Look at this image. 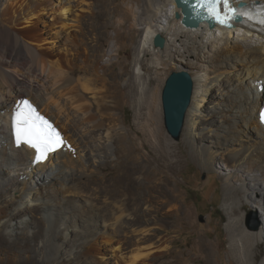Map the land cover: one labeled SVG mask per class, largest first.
Returning a JSON list of instances; mask_svg holds the SVG:
<instances>
[{
	"label": "bare ground",
	"instance_id": "1",
	"mask_svg": "<svg viewBox=\"0 0 264 264\" xmlns=\"http://www.w3.org/2000/svg\"><path fill=\"white\" fill-rule=\"evenodd\" d=\"M144 1L142 41L130 60V56L120 58L121 48L130 44L117 33L112 37L116 42L113 52L103 51V39L108 35L105 38L94 19L100 11L91 0H0V116L4 120L0 131V251L4 254L17 249L33 253L25 264L32 262L34 254L39 256V264H64L61 252L64 260L85 256L87 262L96 259L95 264H197L174 248L177 240L170 236L178 222L188 224L192 212L178 205L180 194L171 190V181L179 185L172 172L180 161L179 146L168 139L161 125L160 105L149 92L147 73L160 74L165 68L158 56L161 49L154 44L157 34H166V48L172 38L179 40L192 58L179 62L193 69L195 85L186 115L185 142L204 167L211 169L221 157L234 169L225 181L224 194L225 205L234 214L244 209V197H257L264 205V182L259 181L264 180V124L259 120L264 102V33L248 25L236 26L234 20L232 27L219 23L210 27L208 21L187 26L176 0ZM47 16L52 21L45 20ZM123 24L112 26L119 33ZM42 25L53 27L50 31ZM256 35L260 42L254 45L249 40ZM208 36L213 38L211 42L204 40ZM49 38L51 43L63 42L59 52ZM207 46L213 54L203 52ZM170 51L171 58L177 59V49ZM80 55L83 62L79 63ZM197 57L220 69L202 68ZM229 60L234 64V80L212 101L223 117L217 124L213 109L203 113L208 109V88L227 80L224 68L229 67ZM179 67L170 66L172 70ZM123 85L129 87L136 104L142 147L147 149L150 143L157 151L153 159L149 152L136 154L141 148L116 110L115 96ZM22 97L31 98L55 121L71 149L63 147L48 160L35 163L34 150L25 144L16 146L10 115ZM241 136L247 137L246 144L241 143ZM110 167L111 172L107 171ZM100 172L99 177L94 176ZM252 172L257 176L252 178L255 185L233 184V180L250 178ZM84 206L95 217H103L102 221L89 219ZM31 209L38 220L29 217ZM228 227L233 256L239 264H252L255 248L264 242V224L246 228L238 216L231 218ZM72 236V247L65 249L63 242ZM100 236L103 242L117 243L115 263L110 256L106 258L108 250ZM199 243L207 259L214 256L213 244L202 239ZM129 246L134 247L133 253L126 256ZM161 258L165 260L159 262ZM206 264H210L208 260Z\"/></svg>",
	"mask_w": 264,
	"mask_h": 264
},
{
	"label": "rangeland",
	"instance_id": "2",
	"mask_svg": "<svg viewBox=\"0 0 264 264\" xmlns=\"http://www.w3.org/2000/svg\"><path fill=\"white\" fill-rule=\"evenodd\" d=\"M67 3L70 0H65ZM94 5L96 6L98 15L94 18L95 21L99 24L100 29L104 32L105 38L108 35V38L106 40L103 39L104 45H103V51H106L108 54L113 52V47L115 46L116 42L112 38L117 34L121 36L123 41H127L130 45L126 48L122 47L120 51V58H123L125 56H130V60H133L134 57V51L135 47H138L140 42L142 41L143 31L145 27L144 18L145 15L143 13V7L145 5L144 0H91ZM73 4L75 3L72 1ZM110 12H108V11ZM112 12V14H111ZM87 13V12H86ZM109 13V14H108ZM108 15H111L110 18ZM112 17V18H111ZM47 21H52L48 16L45 18ZM121 20V21H120ZM162 20V19H159ZM119 21V22H118ZM123 22V26L120 29L121 31H118L113 28L112 24L117 25L118 23ZM107 26V28L104 26ZM42 28L49 29L51 31V28L53 26H41ZM60 26H57V28ZM125 28V29H124ZM60 29V28H58ZM53 32V31H52ZM68 33V32H67ZM218 35L221 37V33ZM125 34L128 35V39H126ZM165 33L163 36L165 37ZM171 36V35H169ZM110 37V39H109ZM36 41H38V37H35ZM211 36L205 37V41L211 42L213 38L211 39ZM235 39H237V33L235 34ZM239 41H242L239 37ZM171 45L168 46V48H157L161 49L158 52V56L160 57L161 61L164 62L165 68H161L159 70L160 74H157L153 71L147 73L150 77L149 81V92L155 96L157 99V103L159 106V110L161 111V125L170 140V142L175 146H179L177 150L179 151V164L177 168L173 169V175L176 177L175 180L171 181V190H173L176 194H180V199L177 201L181 205L182 208H185V212H192V215L188 217V224L186 225V222H178L175 226V231L170 233V236L175 238L177 241L174 244V248L176 250H181L184 252L186 256V260L195 261L197 264H206V260L210 264H239L237 259L233 256L231 248H230V228L228 227V222L231 220V218H237L238 216L242 217V224L246 228L250 229H256L261 226V224H264V205L262 204L263 201L259 198H255L253 200H248L247 197L245 198V207L240 213L234 214L228 207L225 205V181L228 180V177L232 174H234V169L231 167H227L226 162L224 159L219 157L215 163L213 164V167L211 169H208L204 167V164L202 160L196 155L192 150L189 148V145L185 142L184 134L186 132V122H187V116L185 119L183 131L181 133L180 138L177 140L173 138L170 133L168 132L165 122H164V111H163V105H162V90L166 81V78L172 71L170 66L175 63L177 66H181L187 68L188 66L185 64L180 65V60L182 62L183 60L192 59L188 57L187 49L180 43L179 40H171ZM251 43L258 44L260 42V38L258 35H256L253 38H250L249 40ZM48 42L49 44L56 50V52L60 51V46L62 45L61 42H52L49 38ZM221 43H224L225 41L221 39ZM57 44V45H56ZM56 45V46H55ZM173 48L174 50L177 49L176 55L178 58H171V51L170 49ZM208 52L210 54H213V51L211 50L210 46H207L204 48L203 52ZM208 55V54H207ZM78 57L79 63L82 61L83 58ZM150 56H146V58H149ZM108 56H105V59H107ZM199 62L198 65L203 67H206L209 69V71H217L218 66H212L215 64L207 63L206 61L200 60V57L196 58ZM224 60V59H223ZM227 64L229 67L224 68L227 72V80H224L223 83H217L215 86L211 85V87L208 88L209 95H208V102L207 107L208 109L204 111L203 114H209L208 110L213 109V113L215 114L217 124L221 123L223 117L218 113L221 111V108H218L215 106V104L212 102L215 99H218L216 95H219V91L226 90L228 87L229 80H234L233 75L231 74L232 71L235 70V68L232 67L233 62ZM185 65V66H184ZM191 73L193 72V69L188 67ZM187 68V69H188ZM127 76V75H125ZM161 77V78H160ZM124 78V77H123ZM160 78V79H159ZM120 82H124L123 79H120ZM195 87V85H194ZM194 94V91H193ZM116 104L118 105L117 111L119 114L124 116L125 118V129L128 130L131 135L133 136L134 143L137 147H140L141 149L136 152L137 155L139 154H147L149 152L150 157L153 159L154 155L156 154V149L150 144H147V149L142 147V138L139 131V122L140 119L137 118L136 114V104L134 102V99L132 95L130 94L129 87L128 86H122L120 87V90L116 93ZM14 102V101H13ZM12 102V103H13ZM11 108V105H10ZM215 110V111H214ZM212 112V111H211ZM59 119L62 122H65V117L62 115H58ZM138 119V120H137ZM64 133V132H63ZM65 134V133H64ZM243 137L241 140V143H244L245 139L247 137ZM245 138V139H244ZM247 142H245L246 144ZM84 144V143H83ZM203 144V143H202ZM196 146H200V142L198 143L196 141ZM139 152V153H138ZM112 167V166H111ZM110 167V168H111ZM110 170V171H109ZM113 169H108L107 171L111 172ZM256 172L249 173L250 178L246 180L243 179H237L238 176H234L235 179H237V182L233 180L234 185H246V182H249V184L255 185L254 180L252 178H255ZM100 173H95V177H99ZM140 176V175H138ZM260 182H264V180H259ZM242 182V183H240ZM264 184V183H263ZM106 189V188H105ZM109 189V188H108ZM106 191V190H105ZM108 195H112V191H106ZM104 192V194L106 193ZM110 192V193H109ZM250 192V191H249ZM83 202V201H82ZM81 203V202H80ZM84 203V202H83ZM83 205V204H82ZM87 205V204H86ZM89 206V205H88ZM85 214L90 217L89 219H92L93 221H99L102 218L95 217L92 211L84 206ZM93 209V208H92ZM97 209V207H96ZM94 209V210H96ZM88 212V213H86ZM34 213V214H33ZM92 213V214H91ZM90 214V215H89ZM29 217L34 220H38L39 215L31 209V212L28 213ZM34 215V216H33ZM95 217V218H94ZM20 220V217H18ZM17 219V220H18ZM102 221V220H101ZM252 225H257V227H254ZM33 229L35 231V228H31V232H33ZM197 229L198 232H194V230ZM62 238V236H61ZM75 237L72 236L68 241L63 242L65 249H69L72 247V239ZM99 241L107 247V253H105L106 258L110 256L113 258L112 263L117 261L118 256V249L116 248L117 243L114 242L112 244L103 242L105 241L103 237H98ZM103 238V239H101ZM204 240L206 243L213 244L215 252H213L214 256L211 255L208 259L206 258L205 254L202 253V247L199 243V240ZM94 242V241H93ZM91 242V244H93ZM107 244V245H106ZM111 245V246H110ZM113 246V247H112ZM110 247V248H109ZM132 246H129L125 249L124 255L129 256L133 253ZM114 250V251H113ZM117 250V252H116ZM15 253H6L0 251V264H14L15 261H18L20 263L18 264H25V259L28 256L33 255V253H26L23 251V249H17L15 250ZM113 251V252H112ZM35 253V252H34ZM96 253V252H95ZM61 259L62 263L64 264H95L96 259H93L91 261H86L85 256L80 260L77 258L74 259H63L64 252H61ZM200 254V256H199ZM115 255V256H114ZM35 258L31 261H28L29 264H39V256L34 254ZM213 256V258H211ZM255 259L253 260L252 264H263L264 260V242L262 244H259L255 248L254 252ZM211 258V259H210ZM78 261H77V260ZM40 260V259H39ZM71 260V261H70ZM165 260L164 258H161L159 262ZM93 261V262H92ZM53 262V261H51ZM75 262V263H74ZM81 262V263H80ZM58 264V263H56ZM97 264V263H96ZM122 264V263H120Z\"/></svg>",
	"mask_w": 264,
	"mask_h": 264
},
{
	"label": "snow or ice",
	"instance_id": "3",
	"mask_svg": "<svg viewBox=\"0 0 264 264\" xmlns=\"http://www.w3.org/2000/svg\"><path fill=\"white\" fill-rule=\"evenodd\" d=\"M185 2L187 3V0ZM194 7L203 10L209 18L221 25L231 26V21L237 15L256 19L258 23L264 25V6L255 15L247 11H237L230 5L229 0H196ZM23 105V108L18 107L14 116L15 143L18 147L25 144L34 149L35 160L39 163L46 159L49 152L55 151L63 141L51 125L35 112L31 104L24 101ZM261 119L264 120V114Z\"/></svg>",
	"mask_w": 264,
	"mask_h": 264
},
{
	"label": "water",
	"instance_id": "4",
	"mask_svg": "<svg viewBox=\"0 0 264 264\" xmlns=\"http://www.w3.org/2000/svg\"><path fill=\"white\" fill-rule=\"evenodd\" d=\"M177 5L182 7V21L185 25L197 27L202 21H208L210 27H214L217 22L209 18L206 13L195 8L196 0H176ZM177 17L181 14L177 13ZM157 47L164 48L166 38L162 34H157L154 38ZM194 91V79L192 73L187 68L181 66L179 70H172L166 78L162 90V105L164 111V122L170 135L179 139L183 131L187 111L191 105ZM257 227V225H252Z\"/></svg>",
	"mask_w": 264,
	"mask_h": 264
}]
</instances>
